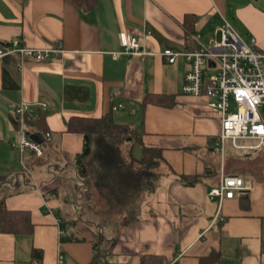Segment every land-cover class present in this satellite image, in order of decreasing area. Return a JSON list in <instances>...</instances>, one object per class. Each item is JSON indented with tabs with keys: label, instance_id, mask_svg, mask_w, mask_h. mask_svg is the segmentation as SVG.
<instances>
[{
	"label": "crops",
	"instance_id": "1",
	"mask_svg": "<svg viewBox=\"0 0 264 264\" xmlns=\"http://www.w3.org/2000/svg\"><path fill=\"white\" fill-rule=\"evenodd\" d=\"M259 5L260 0H95L89 8L85 0H0V48L19 40L51 51L45 61L0 56V176L14 179L5 184L8 191L0 201L30 211L33 223L31 234L0 232V264H162L166 259L264 264V178L253 183L241 176L247 189L221 205L209 197L223 175L237 174L238 165L214 148L220 113L208 108L205 98L183 94L186 60L170 64L163 55L165 49L211 46L230 18L250 27L264 52V1ZM120 33L135 35L148 54L126 53ZM148 94L171 95L176 104H145ZM21 104L37 119L44 117L51 133L42 156L20 150L15 111ZM118 104L124 107L113 110ZM110 112L117 123L142 131L145 146L161 149L169 172L144 199L137 219L107 231L106 224L81 218L83 205L75 202L66 178L54 175L48 181L42 173L21 179V172L31 174L48 163H61L57 172L75 170L83 135L68 131L69 120ZM182 176L198 181L187 185ZM64 215L76 220L68 233L83 240L60 242Z\"/></svg>",
	"mask_w": 264,
	"mask_h": 264
},
{
	"label": "built area",
	"instance_id": "2",
	"mask_svg": "<svg viewBox=\"0 0 264 264\" xmlns=\"http://www.w3.org/2000/svg\"><path fill=\"white\" fill-rule=\"evenodd\" d=\"M219 40L209 47L174 51L165 49L163 55L170 64L183 57L189 65L184 77L183 94L205 98L208 108L221 115L220 133L214 142L215 150L226 155L228 146L238 152L254 153L264 150V52L258 48L255 38L246 42L228 23L218 29ZM217 31V32H218ZM120 45L129 54H148L135 35L120 33ZM61 45L55 50H58ZM50 50L42 51L22 46L15 40L7 48H0V56L18 54L22 61H45ZM117 57L116 54L114 56ZM118 104L113 110L123 108ZM21 123L20 150L43 155V144L31 139V132L24 128L29 106L21 104L16 109ZM45 141L51 133L41 134ZM247 189L245 180L238 175H223L219 185L209 191V197L222 204L233 199L236 193ZM64 232L61 231V236ZM63 255L59 256V263ZM162 264H178V259L164 260Z\"/></svg>",
	"mask_w": 264,
	"mask_h": 264
},
{
	"label": "trees",
	"instance_id": "3",
	"mask_svg": "<svg viewBox=\"0 0 264 264\" xmlns=\"http://www.w3.org/2000/svg\"><path fill=\"white\" fill-rule=\"evenodd\" d=\"M85 1L89 8L95 5V0ZM148 103L167 108L176 104L173 96L163 94L146 95L145 104ZM18 121L15 119L16 128L19 129ZM25 124L29 133L48 132L44 117L37 119L31 112L26 113ZM67 127L69 132L83 135V149L76 156L74 167L84 184V197L95 194L98 206L107 210L108 216L115 213L135 215L127 219L126 224L137 219L144 199L155 192L160 177L169 172L161 149L145 146L143 132L134 126L117 123L112 112L100 118L74 117L69 120ZM136 145L140 147V157L137 158L132 155ZM181 179L187 185H194L198 181V177L182 176ZM75 224L76 220L66 215L60 218L61 231L64 232L60 236L61 243L83 240L78 237L74 239L73 234L68 233L67 226ZM32 231L30 211L12 210L4 201H0L1 233L23 235L31 234ZM33 253L41 259V251L35 249Z\"/></svg>",
	"mask_w": 264,
	"mask_h": 264
},
{
	"label": "rangeland",
	"instance_id": "4",
	"mask_svg": "<svg viewBox=\"0 0 264 264\" xmlns=\"http://www.w3.org/2000/svg\"><path fill=\"white\" fill-rule=\"evenodd\" d=\"M264 0H260V5L262 6ZM232 28L246 41L248 42L250 38H255V35L250 27H248L244 22L237 23L232 18L228 20ZM225 24V22H224ZM130 125V124H129ZM133 157H140V147L134 146ZM227 158H230L233 160V163H236L238 165L237 174L238 176H249L253 183L256 181H259L258 179L264 178V151L262 152H254L251 154L248 153H242L235 151L231 149L229 146L227 148L226 152ZM56 165V167H54ZM61 163H48L46 165H40L31 170V174H29L25 170H21L22 166H20L21 172V179L28 178L32 176V174L35 176V178H38V175H41L43 173L44 176H49L48 181H52L54 179V175L61 176L67 179L68 183L70 184V187H72V195H74L75 202H79L83 205L82 210L79 209L80 212H82L81 218L86 222H91L97 226L106 224L107 225V231L112 227L113 224H126L127 219H132L135 215H131L130 213L128 215H116L115 214H109L110 216L106 215L107 210L100 209L98 206L97 198L95 194H91L92 197L86 196L84 197V193L82 190H84V184L82 183L81 179L78 178L76 175V172L74 169H66V167H60V171H56L55 168L57 166H60ZM49 167V168H48ZM50 173H49V171ZM66 169V170H65ZM65 170V171H64ZM64 172V173H63ZM62 174V175H61ZM37 176V177H36ZM13 178H9L7 176H0V198L3 195L4 191H8V189L4 188L7 185L6 183L14 182ZM264 180V179H263ZM3 185V186H2ZM91 198V199H89ZM81 207V206H80ZM84 211V213H83ZM77 212V211H76ZM81 214V213H78Z\"/></svg>",
	"mask_w": 264,
	"mask_h": 264
},
{
	"label": "water",
	"instance_id": "5",
	"mask_svg": "<svg viewBox=\"0 0 264 264\" xmlns=\"http://www.w3.org/2000/svg\"><path fill=\"white\" fill-rule=\"evenodd\" d=\"M31 139L34 140L35 142L42 144L44 142L43 136L38 133H34L31 135Z\"/></svg>",
	"mask_w": 264,
	"mask_h": 264
}]
</instances>
